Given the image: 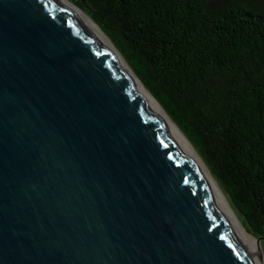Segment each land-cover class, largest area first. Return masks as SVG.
Here are the masks:
<instances>
[{
	"label": "water",
	"instance_id": "water-1",
	"mask_svg": "<svg viewBox=\"0 0 264 264\" xmlns=\"http://www.w3.org/2000/svg\"><path fill=\"white\" fill-rule=\"evenodd\" d=\"M0 264H256L192 155L64 0H0Z\"/></svg>",
	"mask_w": 264,
	"mask_h": 264
},
{
	"label": "trees",
	"instance_id": "trees-1",
	"mask_svg": "<svg viewBox=\"0 0 264 264\" xmlns=\"http://www.w3.org/2000/svg\"><path fill=\"white\" fill-rule=\"evenodd\" d=\"M264 246V0H69Z\"/></svg>",
	"mask_w": 264,
	"mask_h": 264
},
{
	"label": "bare ground",
	"instance_id": "bare-ground-1",
	"mask_svg": "<svg viewBox=\"0 0 264 264\" xmlns=\"http://www.w3.org/2000/svg\"><path fill=\"white\" fill-rule=\"evenodd\" d=\"M69 6L79 11L88 21L91 28L94 30V32L100 37V39L103 41V43L106 45V47L109 49V51L112 53V55L115 57V59L118 61V63L127 70V72L130 74L132 81L138 90V92L141 94V96L144 98V100L149 104V106L153 109V111L161 118V120L166 123L172 131L177 135L179 140L183 143V145L186 147V149L189 151V153L192 155L194 160L196 161L204 179L206 180L208 186L210 187L211 191L215 195V197L218 199L224 210L226 211L227 215L231 219L232 223L234 224L235 228L237 229L238 233L240 234L242 240L244 241L247 249L249 250L250 254L254 258L256 264H264V255L262 256L261 247L260 244L251 238L248 233L244 230L241 223L239 222L237 216L231 209L227 199L225 198L224 194L221 192V190L217 187L215 184V181L212 179L211 175L207 172L206 168L202 164V162L199 160L195 152L192 150L190 145L187 143V141L183 138V134L181 135L180 132L176 129V127L171 123L172 121L169 120V117L166 116L164 111L161 109V107L157 104V102L150 97V95L146 92L140 81L132 74V72L129 70V68L126 66L124 61L121 59V57L116 53V51L113 49L107 38L99 31V29L76 7H74L68 0H64Z\"/></svg>",
	"mask_w": 264,
	"mask_h": 264
},
{
	"label": "rangeland",
	"instance_id": "rangeland-1",
	"mask_svg": "<svg viewBox=\"0 0 264 264\" xmlns=\"http://www.w3.org/2000/svg\"><path fill=\"white\" fill-rule=\"evenodd\" d=\"M68 2H69V0H68ZM170 120V119H169ZM196 154V153H195ZM197 155V154H196ZM197 157H198V155H197ZM199 158V157H198ZM199 160L201 161V159L199 158ZM202 162V161H201ZM203 164V163H202ZM204 165V164H203ZM204 167H205V165H204ZM206 168V167H205ZM207 170V169H206ZM207 172H208V170H207ZM209 173V172H208ZM216 184V183H215ZM217 185V184H216ZM218 187V186H217ZM219 188V187H218ZM230 205V204H229ZM232 209V208H231ZM234 212V211H233ZM235 213V215L237 216V218H238V220H239V222L241 223V225H242V227L244 228V230L248 233V235L251 237V238H253L254 240H256L257 241V239L256 238H254L253 236H251L250 234H249V230H248V228L246 227V225L242 222V220L240 219V217L238 216V214L236 213V212H234ZM258 242V241H257ZM259 244L261 243V242H258ZM260 247H261V252H262V256L264 255V246L262 245V244H260ZM264 260V259H263Z\"/></svg>",
	"mask_w": 264,
	"mask_h": 264
}]
</instances>
